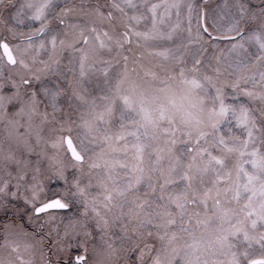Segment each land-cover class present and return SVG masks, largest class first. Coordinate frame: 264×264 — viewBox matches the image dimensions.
Here are the masks:
<instances>
[{
	"label": "rangeland",
	"instance_id": "1",
	"mask_svg": "<svg viewBox=\"0 0 264 264\" xmlns=\"http://www.w3.org/2000/svg\"><path fill=\"white\" fill-rule=\"evenodd\" d=\"M144 2L141 13L146 28L140 39L148 67L142 76L163 77L161 83L147 82L151 87H165L164 79H172L177 84L174 91L156 93L145 88L142 79L122 78L123 66L118 64L96 73L94 63L82 52L73 54L69 65L61 63L50 74L33 79L29 87L35 90L34 98L27 87L20 86L22 77L0 78V182L5 178L19 181L22 172L31 176L41 153L43 177L48 157L52 156L66 170L67 182L60 187L67 191L73 210L64 214L65 219L69 215L79 217L92 231L89 237L78 225L79 234L73 230L61 239L63 223L59 219L53 222L58 225L56 231L45 223L51 244L45 243L44 247L50 248L52 264H57L56 257L63 260L69 255V244L75 247L80 243L87 247V264H155L157 259L159 264H192V254L194 264H210L213 255L223 252L220 246L224 242L207 240L210 235L201 233L196 251L183 235L199 233L196 231L201 227L193 225L202 217L206 219L211 211L212 216L218 215L215 200L226 184L225 203L235 204L238 200L239 205L240 199L234 198V193L245 196L242 203L248 199L253 202L256 196L246 186L264 184V158L257 159L264 153V58L256 60L259 49L254 43L248 44L247 51L240 49L239 54L223 43H188L197 40L200 6L216 21V31L228 22L220 20L221 14L226 18L239 16L235 0H227L224 5L221 0ZM189 4L193 5L191 9ZM75 6V11L81 9ZM27 14L26 8V15L19 17L24 25ZM83 22L75 19L71 25L77 28ZM129 22L137 25L138 19L130 16ZM248 22L247 18L242 21L245 25ZM71 25L68 31L76 29ZM32 33L35 31L27 29L14 34L19 59L32 60V56H26L31 55L26 40L21 41ZM100 34L99 55L106 58L122 54L123 47L117 41L111 45L110 38L101 30ZM197 58L199 65L195 64ZM20 69V65L14 67L15 71ZM13 80L18 91L13 88ZM42 88L49 89L47 95ZM244 88L251 89V94L242 92ZM53 91L58 95L53 97ZM209 110L213 114L208 116ZM61 135L72 137L84 157L82 162L72 160L63 147L50 143ZM236 153L239 163L248 162L247 171L227 175L217 159ZM73 180L83 186V196L73 195ZM85 200L89 211L81 216ZM25 208L17 199L4 213L19 216L26 213ZM92 208L99 210V216ZM224 216L228 217V212ZM101 218L102 227L97 230L95 222ZM5 224L7 236L4 224L0 225V259L7 260H0V264H26L30 259L32 264H43V250L39 244L28 247V241L35 240L20 235L19 221L11 218ZM100 232L105 233L103 237ZM52 239L57 242L53 244ZM226 242H231L227 246L230 248L237 244L230 239ZM13 245H18L15 251ZM246 252L251 255L252 248ZM225 256L214 261L223 264Z\"/></svg>",
	"mask_w": 264,
	"mask_h": 264
},
{
	"label": "snow or ice",
	"instance_id": "2",
	"mask_svg": "<svg viewBox=\"0 0 264 264\" xmlns=\"http://www.w3.org/2000/svg\"><path fill=\"white\" fill-rule=\"evenodd\" d=\"M227 3V0H221V5ZM237 6L238 17L226 18L223 14L220 15V20L224 21L228 19V22L222 25V29L216 31L213 28L216 26V21L212 20L208 16L207 9L203 6L199 7V17L197 29V40H189L190 44H199L201 41H207L208 44L216 46L220 43L226 44L229 51H234L239 54V50L243 49L247 51L248 44L254 43L256 48L259 49L256 60L264 58V0H235ZM52 0H21V3L16 5L12 3V0H0V9H9L6 12L0 11V22H4V17L7 15L11 17L12 20L17 23L23 24L24 20L18 19L22 17L25 8L31 9L27 14V19L34 21L37 28L35 30V36L29 34L24 39L27 42V47L29 49H34V63L38 62V66L35 70H32V65L27 63L25 60L20 59L18 61L16 53L13 50V46L6 40L0 39V64L4 67H15L18 63L21 67L27 70V75L21 78L20 86L27 87L28 92L34 98L36 93L34 89L29 86L32 84L33 79L39 80L40 74H46L48 71H55L56 67L60 63L63 48L60 49L61 55H55L57 48L60 45H64L65 41L63 36L57 37L56 32L48 33L50 27V19L46 17V10L51 6ZM35 5V6H34ZM193 7L189 4V9ZM76 6L62 7L60 12L67 16L73 13ZM111 15V13H109ZM250 21L255 24L256 27L246 30L245 23L242 21ZM61 26L64 25L65 21L60 18L57 21ZM11 29V25H8ZM71 27L76 28L75 24ZM80 32V37L78 40L71 42L66 47L72 48L74 45L78 44L80 40L87 43L88 37L84 34L83 29H78ZM191 34V25L188 28ZM171 39V35L167 37ZM125 42H127V33H125ZM79 50L78 48L76 49ZM206 50V49H205ZM127 59V57H125ZM200 59L195 60V64H200ZM83 66V57L81 59V67ZM218 71V70H217ZM3 73L0 71V76ZM83 75V72L81 73ZM11 80V77H9ZM239 81L233 85L237 87ZM13 88L17 89L16 81H12ZM41 91L47 95L49 89L42 88ZM245 94H251V89L244 88L241 89ZM58 95L57 92L53 91L52 96ZM259 95V93H257ZM53 143L54 146L63 147L65 153L74 161H80L83 159L82 155L78 153L75 143L70 135H61L57 138L56 142ZM44 158V153H41L38 158L31 176L27 172L20 173L19 181L9 180L5 178L0 182V214L9 210L10 206H14L15 201L19 199L22 201L23 205L26 206V217L23 222H20L17 227L20 229V235L24 238L33 237L35 243L32 240L28 241L29 248H35L37 244L44 252L43 264H52V260L48 257V249L44 247L47 243L45 237L50 236L49 232H45L43 236L37 235V231H32L30 228L25 227V223L32 225L36 224L37 221L40 223L37 225V230L42 229L45 223L52 225V230L56 231L58 225L53 223L56 220H60L63 223V231L60 232V238H66L70 233L79 234V228L83 227L85 229V234L89 237L92 236L91 229L87 228L86 224L79 218L69 215L65 219L64 214L68 212L71 207L70 201L67 199V191L61 189L60 184L67 182L66 170L63 164L57 162L52 156L48 157L49 163L45 165L46 174L41 176L40 160ZM21 181H27L26 183H21ZM47 181V185H46ZM59 182V183H58ZM73 186L75 191L73 195H84V188L81 186L77 180H73ZM89 211L87 201L85 200L84 208L81 210V216H87ZM91 211L94 215L99 216V210L92 208ZM101 219L96 220L95 227L100 230L102 227ZM106 221H104L103 227L106 230ZM7 225H5L6 227ZM104 232H100V236H104ZM7 236V233H5ZM55 244L57 241L52 239L51 241ZM108 248H112V244L105 241ZM18 245H13V251L17 249ZM69 255L63 260L56 257L57 264H87L88 262V250L87 247L80 243L77 246L68 245ZM61 250H63V245H61ZM112 254H115V249H112ZM23 259V258H21ZM26 264H32V260H28ZM155 264H159L157 259Z\"/></svg>",
	"mask_w": 264,
	"mask_h": 264
},
{
	"label": "flooded vegetation",
	"instance_id": "3",
	"mask_svg": "<svg viewBox=\"0 0 264 264\" xmlns=\"http://www.w3.org/2000/svg\"><path fill=\"white\" fill-rule=\"evenodd\" d=\"M37 2H39V0H37ZM12 3L18 5L21 2L19 0H12ZM143 3H145L144 0H52L51 6H49L46 10V17L50 19V27L48 29V33L51 34L52 32H56L58 39L59 37L63 36L65 41L64 45H60L55 53V55L60 56V49H64L59 64L63 63L69 65L73 54L82 52V54H85V58L88 57L87 59L91 60V62L94 63L95 70L97 69L96 73H99V71L102 72L104 70H111L110 68H113L114 65L118 64L123 66L122 78H124V76H127L128 79H132L135 81H140L142 79V81L146 82L144 87H148L156 93L157 91L163 92L164 89L174 91L177 84H174V81H172V79H164L165 87L157 85L156 87H151L149 84H147V82L152 83V81H156V83H161L163 81V77L157 76V78L154 79L152 77L145 78L144 76H142L143 73L146 72L148 67L147 60L144 57L145 55L143 52V43L140 39V37L144 34L146 28L145 19L143 14L141 13ZM67 5H77L81 9H77V11L74 10L73 13L64 16V14L60 12V9L62 7H67ZM88 9L91 11L90 14L88 13ZM104 9L105 14L103 11ZM7 10L9 9H0V11L5 12ZM27 11L30 12L31 9L27 8ZM109 13H111V15H109ZM23 15H26V8ZM130 16L138 19L137 25L130 24ZM60 18H63L65 21L63 26L57 23ZM75 19H82L84 22L82 23L81 27L78 26L79 28L77 27L76 29H70V31H68L71 25V21ZM26 20V24L22 25L12 20L11 17L5 15L4 22H0V39H6L13 46L14 52V43L17 42L14 34L19 30L27 29L33 32L37 28L34 21H30L28 19ZM8 25L12 26L11 29H9ZM245 26L246 30H250L256 27L255 24L250 22H248ZM78 29H83V32H85L84 34L87 35V43H84L82 40H80V42L74 45V47H66L71 42L79 39L80 32L78 31ZM100 30L110 38L111 45L112 42L117 41L119 47H123L122 54H120L119 56H114L113 54H111L106 58L103 55H99L98 47L100 46V43H102L100 39ZM125 33H127V42H125ZM32 35L35 36V34L33 33ZM24 38L21 39V41H24ZM109 44L110 43L107 42V45ZM26 48L28 49V51H30L31 54L29 55L27 53V58L32 56V60L29 59L28 61L26 60V62L32 65V70H35V68L38 66V63H34L33 61L34 49H29L27 46ZM77 48L79 49L78 51L76 50ZM85 49H88L89 51H86ZM23 54H25V52H23ZM16 56L17 59L20 60L17 53ZM125 57H127V59H125ZM17 65H19V63ZM104 67H107V69H104ZM0 71H2L3 73L0 78H14L19 76L24 77L25 75H27V70H25L23 67H21L20 70L15 71L14 67H4L1 64ZM50 73L51 70L46 74ZM44 75V73H41L40 78ZM211 112L210 110L208 111V116L213 114V110ZM217 115L218 114L213 116L216 117ZM236 155L238 154L236 153L235 156L230 158L225 155L217 159L219 161L218 164L220 168L222 169V171H225L227 175H231V173H234L238 170L247 171V168H245V166L248 164V162L244 161L243 163H239L238 160L240 157ZM263 158L264 153L257 155V159ZM262 165H264V161L262 162ZM226 180L228 179L226 178ZM228 186L229 185L226 184L223 189L219 190L217 199L215 200L214 205L217 206L218 215L216 217L212 216L214 211H211L210 215L207 216L206 219L202 217V219H200L198 223L193 225L195 228H198V226L201 227V230L196 231L199 233L187 232L183 236L185 238L187 236V242H189L190 247H193L196 251L197 246L199 245L195 244L198 243L197 240H200L198 236H200L201 233H203L205 237L210 235L208 239L205 238L207 240H213L216 243L217 241L224 242L220 246L221 251L223 250V252H220L218 255H213L212 258L209 259L211 261L210 264H219L214 261L215 258L224 257V255L227 256V259L223 264H264V184H248L246 186L248 190H253L252 196H256L253 202L252 199H248L247 202L242 203L241 200H244L245 196L243 194L241 195L238 193H234L236 195L234 198L240 199V205L237 204L238 200L235 204L225 203L226 201L223 198H226V196H224L223 194L227 192L225 188H227ZM241 189L244 188H240V190ZM206 190L211 189H204L203 192H206ZM240 190L238 191L239 193L241 192ZM256 191L260 193L256 194ZM222 200H224V203H222ZM227 205H233V207H227ZM72 208L73 204L68 209L67 213H70L73 210ZM227 212L228 217H225L224 214H226ZM4 214L5 213L0 214V225L4 224L5 231H3L5 234L7 232V226L5 227V225H7L5 224L7 220H10L12 218L13 220L17 219L19 223L23 222L27 213L21 212L20 218H18V216L16 215L10 216V214L8 213L5 215ZM3 216H7V218H3ZM39 223L40 221H37L36 224L32 225L25 223V227L30 228L32 231H37V235L42 236L47 231L45 228V224L42 229L37 230V225ZM203 226H205L206 229L203 230ZM1 229H3V227H1L0 230ZM2 236L3 233L0 232V238ZM46 237V245H50L51 236ZM228 239L237 241V244L234 243V247L231 248L227 247L231 243L226 242ZM250 248H252V252L251 255H248L246 250ZM48 250L50 251V248H48ZM190 259H192V264H194L195 255L192 254L190 256ZM0 260L5 262L7 258H2ZM141 264H143V262Z\"/></svg>",
	"mask_w": 264,
	"mask_h": 264
},
{
	"label": "water",
	"instance_id": "4",
	"mask_svg": "<svg viewBox=\"0 0 264 264\" xmlns=\"http://www.w3.org/2000/svg\"><path fill=\"white\" fill-rule=\"evenodd\" d=\"M73 140V139H72ZM74 142V141H73ZM77 148V147H76ZM78 150V149H77ZM78 153L80 154V155H82L80 152H79V150H78ZM83 157V156H82ZM83 160V159H82ZM82 160H80V161H82Z\"/></svg>",
	"mask_w": 264,
	"mask_h": 264
},
{
	"label": "trees",
	"instance_id": "5",
	"mask_svg": "<svg viewBox=\"0 0 264 264\" xmlns=\"http://www.w3.org/2000/svg\"><path fill=\"white\" fill-rule=\"evenodd\" d=\"M19 216H18V218H20V214H18Z\"/></svg>",
	"mask_w": 264,
	"mask_h": 264
}]
</instances>
